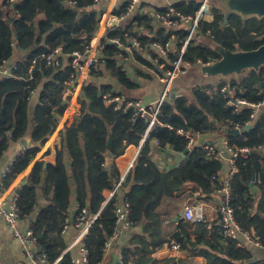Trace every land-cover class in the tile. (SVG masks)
<instances>
[{
	"label": "trees",
	"instance_id": "obj_1",
	"mask_svg": "<svg viewBox=\"0 0 264 264\" xmlns=\"http://www.w3.org/2000/svg\"><path fill=\"white\" fill-rule=\"evenodd\" d=\"M201 5L199 0H189L172 6L182 14L195 16ZM99 9L95 0H0V65L9 59L19 65L15 77L0 79V160L11 143H19L29 136L34 144L14 162L6 178L7 185L29 166L58 127L68 105L64 93L78 75L71 66V55L76 51L83 53L90 47L100 26L102 12ZM167 10L163 7L155 14L144 10L135 13L108 33L100 50L99 68L91 69L81 89L80 114L75 116L71 126L61 131L62 142L57 148L55 162L46 166L44 162L36 163L28 183L18 191L21 219L31 220L39 245L46 251L50 263L59 259L58 264H73L70 253L64 254L68 243L61 233L66 221L75 216L74 203L93 213L100 211L87 242L89 264H98L105 254V242L113 232L114 203L122 197L130 202L134 225L145 221L148 228H152L160 223L163 214L159 209L163 204L175 203L179 207L186 200L188 195L176 197L174 194L183 186L200 189L205 195L220 187L218 179L224 167L221 160L207 157L205 151L194 148L188 154L186 166L168 175L150 158L156 141L162 149L172 147L185 153L186 140L177 133L178 129H185L201 134L222 133L231 144L240 147L264 144V112L250 130L239 136L233 135L230 131L235 124H244L251 110L234 114L226 104V93L221 91L227 85L229 89L234 88L237 95L259 102L264 98V68L260 74L245 71L241 82L233 78L216 86L207 83L184 91L178 89L174 100L161 107L158 122L146 138L148 119L137 117L133 121L134 109H116L117 104L110 101L116 95H122L126 101L137 100L127 91L136 90L140 85L128 73L124 62L126 65L129 60L135 62L136 74L144 79L151 76L144 73L142 67L156 73L172 69L189 29L182 25L171 29L156 19V13ZM125 12L126 4L114 10L117 15ZM212 12V21L200 20L198 37L195 36L187 46L184 62L201 60L208 63L220 59L201 41L205 38L232 51L253 50L263 43L256 38L264 34V19L253 17L244 23L236 14L226 17L217 6H213ZM112 38H119L123 46L110 42ZM135 38L145 53L139 49H133L131 53L126 50ZM169 41L175 44L168 57H162L152 47L153 43ZM55 46L63 48L59 67L48 66L42 58V54ZM33 60H37L38 67L30 79L29 67ZM162 64L165 67L160 69ZM103 79H113L122 89L116 90ZM76 111L75 106L73 112ZM110 140L111 145L108 144ZM140 144V152L116 197L105 204L107 194L122 176L115 159L129 145L138 147ZM237 164L239 172L231 180L236 218L244 230L254 232L264 243V157L253 152L240 158ZM255 174L260 176L259 182L253 181ZM39 194L49 201V205L34 218ZM180 226L188 239L190 234L186 226L194 228L193 232L200 236L198 241L210 243L205 239L209 234L212 239L228 241L232 262L221 264H236L235 261L252 257L251 252L238 249L236 241L224 238L220 225L208 230L204 223L182 221ZM176 238L180 242L186 240ZM260 264H264V260Z\"/></svg>",
	"mask_w": 264,
	"mask_h": 264
},
{
	"label": "crops",
	"instance_id": "obj_2",
	"mask_svg": "<svg viewBox=\"0 0 264 264\" xmlns=\"http://www.w3.org/2000/svg\"><path fill=\"white\" fill-rule=\"evenodd\" d=\"M179 1H189V0H141L140 4L137 6L136 11L133 13H139L141 11H148L155 14V12L160 8H168ZM125 5L122 0H107L100 6V12L102 16L100 18V26L93 38L91 39L90 47L92 52L91 57H96L101 59V49L104 46V41L109 31H112L114 27L119 26L121 23H114L110 28L107 26V21L111 20V17L116 16L114 10ZM212 11V10H211ZM205 20L212 21L213 14L205 16ZM124 23V22H123ZM167 27L164 23H162ZM137 39V38H135ZM138 40V39H137ZM154 49V48H153ZM141 52L145 53L144 49H139ZM157 52V50L155 49ZM158 53V52H157ZM159 54V53H158ZM160 55V54H159ZM129 64L126 65V69H130L133 74H136L135 67L137 64L132 62V60L127 61ZM164 65V64H162ZM161 65V66H162ZM165 67V65H164ZM143 72L149 75L151 71L150 68L142 67ZM161 69V68H160ZM129 73V72H128ZM129 73L133 78L136 75ZM90 72L78 73L74 78V82L70 84L68 89L64 93V100L68 103L67 108L63 117L60 119L58 127L56 130L48 137L46 143L41 147L40 151L37 153L36 157L32 160L29 166L19 174L10 184H6V178L2 176V171L6 168H10L14 165L17 158L24 153L25 149L21 142L11 143L7 151L3 154L0 160V206L6 205V202L11 200L15 193H17L23 185L28 183V177L32 172L34 166L38 162H44V166L48 163H54L56 158L57 148L61 145V131L65 127L71 126L76 115L80 114V104L79 96L83 84L87 81ZM159 73H154V76L147 78L146 81L142 82L140 85V91L143 95L140 97H135L137 100H141L144 103H153L161 97L164 85L158 78ZM105 83L113 84L116 90H121L122 87L118 85L113 79H103ZM209 84H217V82H211ZM189 84H184L182 82H177L176 79L173 84V88L184 89L188 88ZM216 86V85H214ZM172 88V89H173ZM35 95V94H34ZM227 99V96H226ZM77 108L76 112H73ZM73 112V114H72ZM206 138L211 140H218L221 137H226L222 133H210L204 134ZM241 135V134H240ZM29 145H33L31 138ZM140 146L129 145L124 153L115 159V163L122 176L126 175L132 168L139 152ZM188 153H182L175 151L172 147H167L162 149L160 146L155 145L152 151L151 160L155 163L157 168L168 175H173L178 169H182L189 161ZM111 157V156H109ZM227 173L225 166L222 169V173L219 176V181L221 183V177ZM26 182V184H24ZM3 184V185H2ZM192 186H183L182 190L176 191L174 194L176 197L181 195H188L186 200L179 207L175 203H170L167 205H162L160 207V213L162 217L160 223L157 226L148 228V224L142 221L140 224H135L134 227L121 235L118 239L113 241L108 251L104 254L101 264H221L232 262L229 258V242L225 239H212L211 234L206 236V240L210 243H206L204 240L198 241L200 236L193 232L194 228L185 227L187 233L190 234L188 239L182 233V227L180 223L186 221L183 218V207L188 204L191 200V194L193 191ZM217 190V188H216ZM212 194L205 195L206 200L214 208L217 203L221 200V195L217 194V191ZM49 201L45 200L41 194H39L38 208L34 213L33 217L36 218L39 211L47 207ZM76 207V203L72 205V208ZM208 217L211 219V226H218V216L217 213L211 210L208 213ZM34 220V219H33ZM187 222V221H186ZM189 223V222H188ZM32 225L31 220H21L19 223L20 228L25 231ZM210 230L211 228H208ZM63 230V229H62ZM212 230V229H211ZM62 234V233H61ZM76 236V230L73 226H70L68 231L62 235L66 240L67 247L72 239ZM176 237L186 238L185 241L180 242ZM198 241V242H197ZM176 242L180 245V251L178 253L171 249L170 243ZM66 247V249H67ZM237 248L242 251H249L252 257L246 258L244 260L235 261L236 264H260L264 260V248L254 249L250 246H241L237 243ZM73 259L77 258L79 252L78 247H73L69 252ZM73 263V262H72ZM0 264H34L27 257L23 245L20 240L15 237L12 229L7 225L6 221L0 214ZM58 264V263H57Z\"/></svg>",
	"mask_w": 264,
	"mask_h": 264
},
{
	"label": "built area",
	"instance_id": "obj_3",
	"mask_svg": "<svg viewBox=\"0 0 264 264\" xmlns=\"http://www.w3.org/2000/svg\"><path fill=\"white\" fill-rule=\"evenodd\" d=\"M14 1V0H10ZM107 0H95L97 5L105 3ZM126 4V12L121 15L111 17V20L107 21V26L112 27L114 23L125 22L136 11L137 6L141 0H122ZM208 1L203 0L202 5L195 16L185 15L177 11L172 5L168 7L165 13H156V19L164 23L168 28L175 29L179 25L188 27L189 33L184 41L181 52L178 58L173 62L172 69L161 72L158 78L163 83L164 88L159 100L153 103H144L141 100H128L126 101L122 95H116L110 99L111 102L116 103V109H122L124 111L134 109L133 121L137 117L142 119H148L149 125L145 133V138L148 136L151 129L158 122V115L161 107L171 100V93L175 79L179 74L185 73L187 68L195 65L210 64L216 60H211L208 63H203L201 60L196 62H184L183 54L191 40L196 36L199 27L200 20L212 12H208ZM208 12V13H207ZM213 14V12H212ZM110 32V31H109ZM110 42L116 43L120 47L123 43L119 38H112ZM174 42L169 41L166 44L153 43L152 47L162 57H168L169 54L174 51ZM140 41L133 39L126 46V50L131 53L133 49H142ZM63 48L61 46L52 47L47 53L42 54V58L45 60L48 66L59 67L61 65V58L63 57ZM91 47H88L85 52H73L71 55V66L77 73L90 72L92 68L98 69V63L100 59L91 57ZM38 67L37 60H33L29 67L30 79L33 78V72ZM161 69L164 65L160 66ZM19 70V65L16 61L9 59L5 60L0 65V79L13 78L16 72ZM76 74V73H75ZM74 75L72 76V78ZM76 77V76H75ZM74 77V78H75ZM219 82H217L218 84ZM212 84V85H217ZM221 91L226 93L227 106L232 108L233 113H240L245 109H250L248 120L242 123H236L234 129L241 131L247 126L253 127V125L261 119V115L264 112V98L259 102H251L244 97L237 95L236 90L229 89L227 85L221 88ZM105 99L108 97L103 96ZM177 133L186 140V150L192 152L194 148H200L205 151L207 157H215L224 163L227 173L221 177V185L217 188V194L221 195V200L217 205L212 208L206 200L204 194L200 189H194L191 194V200L183 207V218L192 224L204 223L208 228H212L211 219L208 217V213L214 210L218 216V223L220 225L221 235L224 238L236 241L241 246H250L254 249L264 248L263 240L254 232L246 231L242 228L236 218V209L232 205V190L231 180L239 172L238 160L251 155L253 152H257L264 157V144H259L254 147L244 146L240 147L235 144H231L227 137H221L218 140H211L206 138V135L193 132L192 130L178 129ZM143 144V142H142ZM141 144V146H142ZM155 145L159 146L158 141ZM11 172L10 168H6L2 171V176L7 177ZM127 175V174H126ZM121 176L120 180L116 184L115 188L107 194V200L105 204L116 197V193L121 187L125 176ZM254 182L260 181L258 174L254 175ZM3 185V184H2ZM114 212L116 220L113 227L112 234L108 237L104 245V252L106 253L110 248L113 241L118 239L124 233L130 231L134 227V223L130 217L131 206L127 198L122 197L120 201L114 203ZM75 216L73 219H68L63 227L62 235L65 234L70 226H73L76 230V236L69 243L66 252H69L73 247H78V256L73 259V264H89L90 249L88 247V237L90 230L99 216V212L93 213L87 207H81L76 204L74 208ZM0 214L6 221L7 225L12 229L15 237H17L24 247L27 257L34 264H57L59 259L50 263L48 261L46 251L39 245L38 238L34 233L32 226L23 231L19 223L22 220L20 215V209L18 206V192L14 194L13 198L6 202V205L0 206ZM171 249L178 253L180 251V245L176 242L170 243ZM101 264V263H98Z\"/></svg>",
	"mask_w": 264,
	"mask_h": 264
},
{
	"label": "water",
	"instance_id": "obj_4",
	"mask_svg": "<svg viewBox=\"0 0 264 264\" xmlns=\"http://www.w3.org/2000/svg\"><path fill=\"white\" fill-rule=\"evenodd\" d=\"M218 4V8L221 9L226 17L231 14H236L243 19V22L250 18L256 17L259 20L264 19V0H213ZM198 37V33L196 34ZM257 41L263 43L253 50L236 51L229 50L220 45L213 39H202L209 48L216 52L220 59L204 65H195L187 68L182 80V83L189 85L207 84L211 82H225L228 83L231 79L235 78L238 82L243 79V73L245 71H255L260 74L264 68V34L256 38ZM177 92V88L172 89L171 100H174ZM251 129V126H247L241 131L231 130V134L239 136L240 134ZM30 139L28 137L21 141L24 149L32 148L33 145H29ZM112 141L108 142L111 145ZM188 150L185 151V154ZM26 184V182L24 183Z\"/></svg>",
	"mask_w": 264,
	"mask_h": 264
},
{
	"label": "rangeland",
	"instance_id": "obj_5",
	"mask_svg": "<svg viewBox=\"0 0 264 264\" xmlns=\"http://www.w3.org/2000/svg\"><path fill=\"white\" fill-rule=\"evenodd\" d=\"M199 1H201V2H203V0H199ZM208 12H209V10L211 11L212 10V8H213V6H217L218 7V4L215 2V1H213V0H209L208 1ZM207 12V13H208ZM210 13V12H209ZM128 72L129 73H132V71L130 70V69H128ZM154 71L153 70H151L150 72H149V76H154ZM133 74V73H132ZM133 75H136V74H133ZM183 75V73H181V74H179L178 75V77L176 78V81L177 82H182V80L184 79V78H186V76H182ZM231 80H233V77L232 78H230ZM133 80L136 82V83H139L140 85H141V81L143 82H145L146 81V79H144V78H141V77H139V76H136L135 78H133ZM197 85H203V84H196V85H190V86H187V87H190V88H192L193 86H197ZM127 93H130V95L131 96H133V97H140V96H142L143 95V93H142V91H140V88H137L136 90H128L127 91Z\"/></svg>",
	"mask_w": 264,
	"mask_h": 264
}]
</instances>
